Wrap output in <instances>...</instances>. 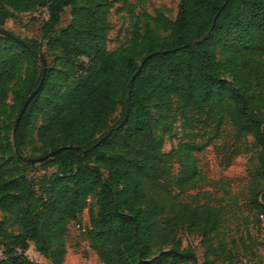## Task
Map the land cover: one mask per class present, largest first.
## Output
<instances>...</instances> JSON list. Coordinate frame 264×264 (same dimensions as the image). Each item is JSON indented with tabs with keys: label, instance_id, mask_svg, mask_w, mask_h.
<instances>
[{
	"label": "trees",
	"instance_id": "trees-1",
	"mask_svg": "<svg viewBox=\"0 0 264 264\" xmlns=\"http://www.w3.org/2000/svg\"><path fill=\"white\" fill-rule=\"evenodd\" d=\"M43 7H49L50 18L40 26L42 38L49 55L58 57L57 67L47 72L16 130L15 123L13 140L21 161L28 117L39 105L48 128L60 133L64 142L44 156L64 149L43 161L53 162L57 170L41 189L26 179L7 181L0 160V210L19 211L22 230L13 234L6 230L9 220L0 222L4 255L0 264H32L26 258L28 241L52 264H65L69 226L78 220L97 186L99 211L88 237L101 244L103 264H146V260L200 264L195 252L182 249L177 240L183 229L200 234L206 251L203 264H216L212 257L226 261L222 243L219 248L214 243L220 235L222 208L209 201L201 204L198 196L184 202L182 196L212 185L207 184L197 155L229 128L236 142L253 140L256 168L250 194L254 208H263L259 199L264 203V0H180L171 41L161 44L148 30L145 56L140 64L125 58L122 73L107 51L108 12L102 0H0V28L10 9L37 12ZM68 9L70 23L63 26ZM209 33L208 39L197 43ZM22 40L26 44L0 35V99L13 93L18 116L43 72L24 96L11 86L19 62L9 49L37 57L44 47ZM219 48L224 62L217 57ZM51 77L55 85L42 96ZM120 92L125 113L109 127ZM172 98L178 100L186 140L165 153L155 136L152 109L155 102ZM127 114L129 119L119 128ZM108 132L109 138L101 142ZM174 166L179 167L177 172ZM103 168L109 173L105 181Z\"/></svg>",
	"mask_w": 264,
	"mask_h": 264
},
{
	"label": "rangeland",
	"instance_id": "rangeland-1",
	"mask_svg": "<svg viewBox=\"0 0 264 264\" xmlns=\"http://www.w3.org/2000/svg\"><path fill=\"white\" fill-rule=\"evenodd\" d=\"M102 1L107 4L108 12L109 33L106 47L108 53L117 62L118 73H122V64L127 57L134 58L140 64V60L145 56L144 44L148 30L159 38L161 44L171 41V30L178 17L180 0ZM82 4L80 2V5ZM10 12L11 15L2 28L22 39L36 41L44 46L42 53L37 57L22 53L15 47L9 49L10 54L19 62L11 86H16L17 91L24 96L43 70L40 56L44 55L47 59L48 71L57 67L58 57L51 56L47 52L46 40L42 38L41 23L37 21V17L41 18L42 14L34 10L18 12L10 9ZM71 12L72 10L68 9L63 16V26L70 23ZM55 54L58 55L61 52L56 50ZM217 57L219 61H225L226 56L222 48L217 50ZM54 85L55 77H51L47 80L42 96H45ZM118 98V109L110 116L109 127L118 124L125 113L122 92L119 93ZM177 108L178 100L175 98L166 103L153 104L154 132L156 138L162 141L165 153H170L181 141L186 140ZM17 111L18 105L13 93H10L5 101L0 99V160L6 172L5 178L7 181L26 179L37 189H41V186L56 172V165L53 162L43 161L29 165L23 160H18L13 140ZM225 130L221 139L197 155L200 170L208 178L207 184L212 185L190 191L182 196V200L193 202L192 196H198L201 204L209 201L217 208H222L223 221L220 235L214 243L218 248L222 243L220 251L227 260L222 261L212 257L216 264H246L247 262L264 264V203L260 198L263 208H254L250 194L251 173L256 168L253 161L255 152L253 140L249 138L236 142L231 130L229 128ZM63 143L60 133L48 128L43 113L39 111V105L34 106L25 130L23 156L40 158L46 152H50L52 147H58ZM237 153L238 155L231 158ZM230 158L231 162L228 164ZM178 168L174 166V172H177ZM103 172L102 180L105 181L109 173L104 168ZM100 190V186L94 189L78 220L69 226L65 264H103L99 258L101 244L91 241L88 237V229L99 211ZM19 219L17 210L11 213L0 210V222L9 220L6 227L8 232L16 235L22 233ZM177 240L181 242L182 249H192L198 262L204 263L206 251L202 246L200 234L183 229L178 232ZM27 245L26 258L32 264H52L38 252L33 241H28ZM151 261L145 262L148 264Z\"/></svg>",
	"mask_w": 264,
	"mask_h": 264
},
{
	"label": "water",
	"instance_id": "water-1",
	"mask_svg": "<svg viewBox=\"0 0 264 264\" xmlns=\"http://www.w3.org/2000/svg\"><path fill=\"white\" fill-rule=\"evenodd\" d=\"M215 24H216V20L214 21L213 27L215 26ZM0 35L13 38V39L18 40L19 42H21L23 44H26L21 38H19L18 36H16L15 34L9 32L8 30H6L4 28H0ZM209 36H210V33L203 40L197 41V43H203L206 39L209 38ZM40 59L42 61V66H43V72H42V78H41L40 84L36 88V90L26 100V102H25V104H24V106H23V108H22V110H21V112H20V114H19V116L17 118L15 130L18 128V126H19V124H20V122L22 120V117L25 114V112H26L28 106L30 105L31 101L39 94V92L41 91V89H42V87H43V85L45 83L47 72H48V63H47V59L45 58L44 55H41ZM144 63H145V61L141 64L140 69L138 70V72L132 78L131 83H133L135 78L139 75L142 67L144 66ZM128 119H129V114H127V116L125 117L123 122L119 125V128H122L125 125V123L127 122ZM110 135H111V132H108L100 141L101 142L105 141L106 139L109 138ZM63 149L64 148H60V149L55 150V151L49 153L48 155L40 157V158H31V157L22 156V155H19V156L23 159L24 162L35 164V163H40L42 161H45L46 159L52 158L54 155H56L57 153H59Z\"/></svg>",
	"mask_w": 264,
	"mask_h": 264
},
{
	"label": "built area",
	"instance_id": "built-area-1",
	"mask_svg": "<svg viewBox=\"0 0 264 264\" xmlns=\"http://www.w3.org/2000/svg\"><path fill=\"white\" fill-rule=\"evenodd\" d=\"M36 13L38 14H42V17H37V21H39V23H44V22H47L50 18V11H49V7H43L41 9H39ZM263 239H264V230H263ZM19 254L22 253V251L20 249L17 250ZM4 259V255H3V251L2 249H0V260H3ZM246 264H254V263H250V262H247Z\"/></svg>",
	"mask_w": 264,
	"mask_h": 264
}]
</instances>
